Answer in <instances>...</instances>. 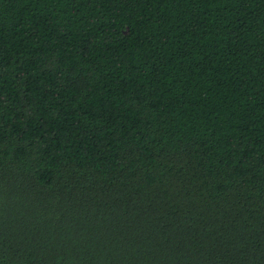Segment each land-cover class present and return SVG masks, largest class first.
Listing matches in <instances>:
<instances>
[{
	"label": "trees",
	"instance_id": "16d2710c",
	"mask_svg": "<svg viewBox=\"0 0 264 264\" xmlns=\"http://www.w3.org/2000/svg\"><path fill=\"white\" fill-rule=\"evenodd\" d=\"M0 264H264V0H0Z\"/></svg>",
	"mask_w": 264,
	"mask_h": 264
}]
</instances>
